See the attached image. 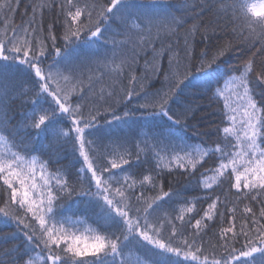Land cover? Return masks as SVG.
<instances>
[{
    "label": "snow or ice",
    "instance_id": "1",
    "mask_svg": "<svg viewBox=\"0 0 264 264\" xmlns=\"http://www.w3.org/2000/svg\"><path fill=\"white\" fill-rule=\"evenodd\" d=\"M139 3L167 5L168 0H139ZM136 4L137 0H32V16L16 27L8 22L14 21L20 0H0V17L3 18L0 22L7 29L0 36V142L7 145L11 141V147L0 152V177L3 178L0 222L14 223L17 227L6 240L19 239V246L14 249L16 255L9 253V264H32L31 252L37 248L42 264H131L126 253L133 246L143 248L155 258L150 262L137 260L136 264H264V61L257 66L249 59L242 66L241 75L229 74L225 84L227 94L221 89L214 91V86L206 79H193L189 72L192 42L197 36L212 39L219 27L211 22L207 26L201 24L200 13L205 9L216 15L229 9L235 10L233 16L240 12L237 19H242L241 26L248 31V42L259 36L264 48V2L257 6L249 5L247 0L242 3L232 0L231 5L223 4L222 0H185L184 15L199 9V12L193 11L190 27H186L184 16L171 12L148 15ZM56 8H59L57 19L45 24L46 13L54 12ZM109 20H119L122 31L118 34L112 31L111 36L107 34ZM181 28L185 29L184 71L178 70L181 66L179 54L172 44L162 41L159 49L153 47L154 75L161 56L165 51L170 53L168 72H160L166 87L145 93L136 104V109H144L148 115L171 121L168 137L153 135L150 139L157 144L150 145L147 134L139 142L127 136L109 139L94 136L92 130L102 124L121 125L135 114L128 102L140 96L144 89L143 82L131 74L137 49L143 51L155 39H160L161 32L176 36ZM233 32H236L235 28ZM117 35L124 39L118 42ZM60 40L62 45L58 44ZM80 42L87 45L83 58L70 57L68 50ZM100 42H111L113 48L102 51ZM233 43L227 38L218 42L211 59L207 58L206 52H201L203 58L199 70L211 67L232 50ZM117 44L122 49L134 45L133 55L121 57L120 63L110 68L108 52L115 53ZM91 63L109 68L112 91L106 92L101 86L97 92L96 84L100 83V78L84 77L82 69ZM111 63L115 64L114 57ZM125 66L129 72L128 83L133 87H122L118 93L114 84L124 74ZM188 89L206 92L214 103L220 102L217 97L223 98L220 120L224 126L215 129L217 139L210 148L189 145L179 135L189 126L195 127L192 123L196 114L194 107L189 104L173 110L171 106L178 98L176 92ZM17 102L22 107L31 105L25 108L19 120L13 118ZM119 104L125 105L126 110L122 113L115 111ZM64 127L69 130L64 131ZM34 137L47 140L57 155V146L71 144L73 152L81 158L74 178L72 175L45 176L47 165L42 163L39 169L42 182L37 183L36 161L26 165L20 154H32ZM106 140L115 147L106 144ZM163 140L169 144L179 142L167 161L169 173L173 168L195 172L198 159L215 158L212 171L219 178V185L235 188L238 199L258 202L261 205L259 216L252 206L245 204L240 214L244 223L237 229L238 205L227 199L221 202L218 195L208 203L199 219L191 216L184 221L183 213L192 212L194 207L182 209L179 215L174 207L165 209V204L174 201L172 193L165 192L160 182L165 172L160 153L155 152L156 163L148 173L139 170L141 155L144 154L146 162L148 153ZM12 148L18 150L12 151ZM40 155L44 156L43 151ZM52 158H47L49 163ZM133 169L136 171L131 174ZM204 187L211 188V182L205 183ZM148 192L156 194L149 197ZM76 196L87 197L97 209L100 231L94 233L90 242L72 231L75 225L69 220L56 218L57 210ZM177 196L189 203L181 194ZM218 203L223 210L218 208ZM165 211L168 213L163 217L164 223L169 225L167 235L163 234L160 216ZM228 213H231V222ZM177 219L182 222L180 229L175 224ZM204 220L217 222L212 226L216 229L217 243L211 252L203 246L209 230ZM188 227L193 228L191 234L187 232Z\"/></svg>",
    "mask_w": 264,
    "mask_h": 264
},
{
    "label": "trees",
    "instance_id": "2",
    "mask_svg": "<svg viewBox=\"0 0 264 264\" xmlns=\"http://www.w3.org/2000/svg\"><path fill=\"white\" fill-rule=\"evenodd\" d=\"M263 0H247L249 5H257ZM91 2V0H90ZM103 2V0H102ZM223 4L231 5L232 0H222ZM244 2V0H240ZM185 0H168L167 5H153L147 3H139L137 0L136 7L143 11L145 14H167L169 12L176 14L177 16H184L186 20V27H190L193 23V11L199 12V9L190 10L188 15H184V5ZM32 0H20V6L15 11L14 21L10 20L8 23L10 25L18 27L22 22L26 21L29 17L32 16ZM234 9H229L227 12H223L220 15H216L214 12H209L205 9L204 12L200 13V23L207 26L209 22L214 25H218V29L215 37L210 40L202 39L200 36L192 42L193 43V52L192 60L189 66V72L192 74L193 79H206L215 89L227 90L225 89V84L231 76H239L243 73V65L249 59L255 61V64L259 66L262 61H264V48H262L259 36L253 38L251 43L248 42V31L245 27H242V19H237L241 16L240 12H236L233 16ZM59 13V8H56L54 12L46 13L44 20L45 24L56 20ZM0 17V21H2ZM83 19V17L81 18ZM109 25L106 30L107 34L110 36L113 33H120L123 26L120 24L119 20L107 22ZM57 27L59 23L57 22ZM236 29V32H233V29ZM6 25L0 22V36L3 32L6 31ZM185 29L181 28L176 36L165 35L163 32L160 34V39H155L152 44L144 47L143 51L137 49V55L135 57V63L132 64L131 74H134L140 81L144 84V89L141 91L140 96L133 97L132 101L128 102V105L135 111V114L128 118L121 125H101L100 128L94 129L93 135L99 136L102 139H109L121 136H127L130 140L135 139L136 142H139L143 139L149 138V144H157L156 141L150 139L151 136L157 135L168 137L169 128L171 126V121L166 117L161 116H151L144 109H136V104L141 102L142 97L145 93H154L157 90H160L166 87V82L164 81L163 75L160 72H168V58L170 53L165 51L161 56L159 61V66L156 69V74H153V56L152 51L153 47L159 49L161 47L162 41L165 44H172L173 49L179 54L180 59V68L178 69L181 73L184 71L183 64V38H184ZM238 33L240 35H238ZM12 33L9 31L8 35ZM241 35L244 37L241 39ZM227 38L228 40H233L232 50L229 51L226 55L220 57L216 63L212 64L211 67L205 66L203 71H200V60L201 52L207 53V58L211 59L212 55L216 52V45L218 42ZM117 41L124 39L123 36L117 35ZM135 39V37H134ZM177 40H179V45L177 46ZM58 44L62 45L63 41H58ZM100 47L102 51L111 50L113 44L111 42L104 44L100 42ZM134 45L129 44L126 48H120L117 44L115 53L111 51L108 52L109 57V66L115 67L116 64L120 63L121 57L131 58L132 48ZM87 48V45L84 42H80L74 47L68 50V55L72 58L81 57L83 58L84 52ZM115 58V64L111 63V60ZM49 62H51L49 60ZM240 69V71H234V69ZM84 77L92 75L93 77H99L100 83L96 84V91L98 92L100 87L103 86L105 91H112L113 88H110L109 85L113 84V81L110 79L108 73L109 68H103L101 64L91 63L82 69ZM129 72L127 66H125V72L121 75L120 79L115 82L114 89L119 93V90L122 87L131 88L133 85L128 83ZM219 81V82H218ZM187 83V80L185 81ZM183 87V85H181ZM259 95V88H257V96ZM177 99L172 103L173 110H180L186 105H191L196 109V114L193 118L192 123L195 127L189 126L186 130L179 132V135L187 141L189 145L198 146V147H212L213 142L216 141L217 135L215 129L217 126L221 128L224 124L221 123L220 108L223 104V98L217 97L220 102L214 103L213 100L208 98V94L202 90L198 89H188L182 92H176ZM45 103V101H42ZM30 108L31 105L21 106L19 102L14 105L13 118L19 120L22 117V114L25 108ZM125 105L119 104L116 106L115 111L122 113L125 111ZM111 119V115L108 116ZM66 124L70 122H65ZM101 123H103V117H101ZM226 123V121H225ZM63 127V126H62ZM64 131H68L67 127L63 128ZM199 133V134H194ZM74 135V131L72 132ZM222 135V133H221ZM106 144L115 147L111 144V141L106 140ZM178 141H172V144H169L166 140H163L158 143L154 151L149 152L147 160L145 162L144 154L141 155V161L139 163V170L148 173L156 163L155 152H159L162 158L161 163L165 166V172L160 177V182L163 184V190L165 192L172 193L173 203L165 204L164 208H175L177 210V215L180 214L182 209L187 207H194L192 212H184V221L186 222L189 217L195 216L197 219L203 216V210L207 209L208 203L212 202L214 196H219L221 202L233 201L238 205L237 212V229L241 223H244V220L240 219V214L243 211L245 204L252 206L254 211L257 212V217L259 216L260 204L256 201H249L243 198H237L235 195V188H229L228 184H224L222 187L219 185V178L212 171L214 165L216 164L215 158L209 159L204 157L202 160L198 159L197 162V171L195 172H185L183 169H175L169 173L167 171V161L170 155L173 154V147L178 144ZM43 145V148L41 146ZM131 146V145H129ZM143 146V145H142ZM8 147H11V141H8L7 145L5 142H0V152H5ZM58 155L56 151L48 146V141L43 137H34L33 148L30 149L32 152L31 155L21 152L20 154L25 159V164H31L33 160L36 161V181L40 184L41 173L39 171L41 164L47 165L45 176L52 175H72L74 178L75 172L81 165V158H79L78 153L73 152L71 144H64L63 146H57ZM12 151H17V148H12ZM41 151L43 155L41 156ZM183 155V153H180ZM199 157V153L196 154ZM48 157H53L50 160ZM135 163V162H134ZM136 169H133L134 174ZM201 173H204L201 176ZM211 182V188H205L204 184ZM199 184V187L196 185ZM0 185H3V178L0 177ZM6 187V186H5ZM18 187V183H17ZM186 197L189 203H184L180 199V196ZM155 192H148L149 197L154 196ZM179 201V202H176ZM163 203V201H161ZM218 208L221 207V204L218 203ZM97 209L95 205L89 201L87 197L76 196L73 200L67 202L64 207L57 210L56 218L59 220H69L70 224H74L75 227L72 231H75L77 236L82 238L85 242H90L94 233L100 231V225L96 217ZM199 213V215H197ZM168 213H160L161 224L163 226V234L167 235L168 224L164 223L163 217H166ZM229 222H231L230 216L231 213H228ZM245 220H247V214H245ZM194 224L195 221L193 220ZM203 223L209 225V230H207V235L204 237L203 246L211 252L213 247L217 243V237L214 234L216 229L212 228L217 222L215 220H204ZM264 223V221H262ZM175 224L177 228L180 229L182 222L176 220ZM92 230V231H90ZM14 231H17V227L14 223L4 224L0 222V264H9L11 256L16 255L14 249L19 246V239L16 241H8L5 238L10 236ZM188 234L193 232V228H187ZM22 238V234L21 237ZM239 246V245H238ZM40 249L37 248L34 252H31L32 264H42V257L40 256ZM22 254V252H21ZM128 259L131 261V264H136L137 260L140 261H151L155 259L151 254L147 253L143 248L133 246L128 253H126ZM173 259H176L173 257ZM183 261V257L179 258ZM186 264V262H185Z\"/></svg>",
    "mask_w": 264,
    "mask_h": 264
},
{
    "label": "rangeland",
    "instance_id": "3",
    "mask_svg": "<svg viewBox=\"0 0 264 264\" xmlns=\"http://www.w3.org/2000/svg\"><path fill=\"white\" fill-rule=\"evenodd\" d=\"M262 2H264V1H262ZM262 2L258 3L257 6H259Z\"/></svg>",
    "mask_w": 264,
    "mask_h": 264
}]
</instances>
